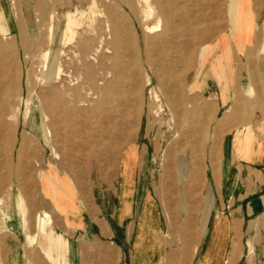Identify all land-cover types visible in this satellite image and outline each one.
<instances>
[{
  "label": "rangeland",
  "instance_id": "1",
  "mask_svg": "<svg viewBox=\"0 0 264 264\" xmlns=\"http://www.w3.org/2000/svg\"><path fill=\"white\" fill-rule=\"evenodd\" d=\"M230 1L0 0V264H53L28 238L40 213L67 243L61 264H128L108 227L86 237L63 213L119 211L134 146L162 224L152 263H201L180 228L196 225L225 132L264 118V0Z\"/></svg>",
  "mask_w": 264,
  "mask_h": 264
},
{
  "label": "crops",
  "instance_id": "2",
  "mask_svg": "<svg viewBox=\"0 0 264 264\" xmlns=\"http://www.w3.org/2000/svg\"><path fill=\"white\" fill-rule=\"evenodd\" d=\"M205 50L211 49L208 47L202 52ZM256 124V130L245 126L225 132L218 166L206 182L203 207L196 225L180 228L183 235L198 236L192 239L195 245L192 253L197 250L202 254L203 251L200 264H221V260L224 264H264V118ZM140 158V151L134 146L119 160V211L103 212L100 218L104 220L99 224L96 222L98 216L83 221L78 208L63 216L75 231L80 230L86 237L93 236L97 229L103 231L105 228L106 232L108 227L111 238L118 237L121 242L119 250L128 264H187L172 258L151 261L153 242L160 246L164 238L160 237L162 224L156 203L142 194L145 179L139 172L142 170ZM135 186L140 194L133 211L134 227L127 233L121 229L124 220L131 216ZM215 236H219V246ZM169 245L170 256L178 254V248H172V242Z\"/></svg>",
  "mask_w": 264,
  "mask_h": 264
},
{
  "label": "bare ground",
  "instance_id": "3",
  "mask_svg": "<svg viewBox=\"0 0 264 264\" xmlns=\"http://www.w3.org/2000/svg\"><path fill=\"white\" fill-rule=\"evenodd\" d=\"M145 1H147V0H145ZM232 4L233 3L231 0L229 2V5L232 6ZM50 18H51V21L49 23V28H48L49 47L46 50V52L44 53V55H46L47 51H49V53H52V46H53L54 41L56 39V33L58 31V25H59L57 19H54V16L52 14H51ZM71 25L74 26L73 20L68 17L67 23L64 27V30H61V32H60L61 36H59V38H58L60 41L62 40V36L65 35L66 31L72 32ZM56 53L53 56V60H52V63L50 65V68H49L50 76L52 74H56L59 70L57 60H56ZM17 207L20 209L19 211H22L21 196L20 195H18ZM44 216H47V215L44 214ZM49 224L50 223H49L48 217L44 218V217H42L41 213L38 214L36 217V221H35V232L36 233L34 236L29 235L28 238H29L30 242H34V241L37 242L36 241V236H37L36 234L40 233L41 238H39V244H40V247L42 248V250L47 254L48 259H50L53 264H61L62 260L63 261L65 260L64 252H65L67 243H65V240L61 237V235L54 233L50 229H48Z\"/></svg>",
  "mask_w": 264,
  "mask_h": 264
}]
</instances>
